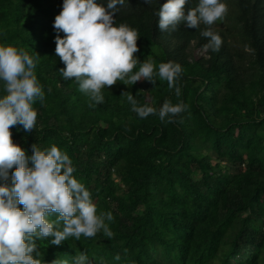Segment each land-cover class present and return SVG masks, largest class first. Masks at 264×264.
I'll return each mask as SVG.
<instances>
[{
  "label": "trees",
  "instance_id": "trees-1",
  "mask_svg": "<svg viewBox=\"0 0 264 264\" xmlns=\"http://www.w3.org/2000/svg\"><path fill=\"white\" fill-rule=\"evenodd\" d=\"M166 2L125 0L114 19L138 30L134 55L140 63L151 58L154 73L161 63L181 65V95L155 75L156 85L105 86L104 102L95 104L60 73L53 25L63 0H0V46L39 55L34 72L44 92L43 102L33 103L35 128L11 127L13 142L29 158L34 144L42 151L57 146L97 215L113 216L105 219L112 238L101 230L59 246L51 237L36 240L41 264H74L80 253L89 264H264V0H221L227 13L211 30L222 46L201 56L195 51L208 42L201 32L209 26L181 22L161 32L158 11ZM198 3L188 0L185 14ZM123 92L157 113L139 117ZM165 101L186 105L171 123L159 119Z\"/></svg>",
  "mask_w": 264,
  "mask_h": 264
},
{
  "label": "clouds",
  "instance_id": "clouds-1",
  "mask_svg": "<svg viewBox=\"0 0 264 264\" xmlns=\"http://www.w3.org/2000/svg\"><path fill=\"white\" fill-rule=\"evenodd\" d=\"M151 2L143 0L145 4ZM124 3L125 0H109L105 7L97 0H63L62 10L54 20L55 52L65 65L60 73L64 80L75 79L95 104L104 102L102 88L114 86L117 81L133 85L147 80L156 85L154 76L158 75L172 89L183 71L179 63L169 61L159 64L158 73H154L151 58L138 61L134 55L139 51L138 30L124 23L115 25L117 6ZM187 3L188 0H167L159 8L160 31L174 32L181 22L196 29L203 23L209 27L201 32L208 39L201 53L219 52L223 41L211 26L223 20L227 5L221 0H199L197 7L185 14ZM60 32L64 33L63 38ZM38 59V54L30 55L24 49L0 46V80L5 83L6 92L0 98V264H41L33 256L34 252L40 255L36 240L51 237L50 243L59 246L70 237L91 238L101 230L106 237L113 236L105 223V219H113L111 212L97 215L90 192L72 175L75 169L67 154L55 145L42 151L34 144L29 158L13 142L10 128L20 125L25 132L33 130L37 120L33 103L44 100L34 72ZM138 63L139 70L133 73ZM175 94L181 95L179 87H175ZM121 95H126L139 117L157 113L151 106H138L130 92ZM185 109L183 102L173 105L165 101L159 109V119L171 123L172 117ZM29 159L33 167L28 166ZM18 205H23V209ZM52 214H57L55 220L49 219ZM52 264L67 261L57 259ZM74 264H89L88 257L80 253L74 257Z\"/></svg>",
  "mask_w": 264,
  "mask_h": 264
},
{
  "label": "rangeland",
  "instance_id": "rangeland-1",
  "mask_svg": "<svg viewBox=\"0 0 264 264\" xmlns=\"http://www.w3.org/2000/svg\"><path fill=\"white\" fill-rule=\"evenodd\" d=\"M195 53L197 54L196 56H201V55L205 54V53H201V50H199V49H197L195 51Z\"/></svg>",
  "mask_w": 264,
  "mask_h": 264
}]
</instances>
